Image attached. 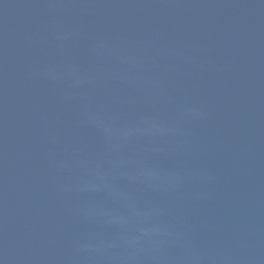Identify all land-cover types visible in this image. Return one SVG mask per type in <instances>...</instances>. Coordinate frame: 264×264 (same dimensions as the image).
Instances as JSON below:
<instances>
[{"label":"water","instance_id":"obj_1","mask_svg":"<svg viewBox=\"0 0 264 264\" xmlns=\"http://www.w3.org/2000/svg\"><path fill=\"white\" fill-rule=\"evenodd\" d=\"M0 264H264V0H0Z\"/></svg>","mask_w":264,"mask_h":264}]
</instances>
